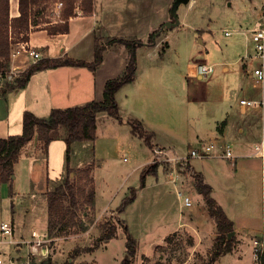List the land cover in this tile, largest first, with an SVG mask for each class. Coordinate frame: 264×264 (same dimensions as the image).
<instances>
[{
	"label": "rangeland",
	"instance_id": "1",
	"mask_svg": "<svg viewBox=\"0 0 264 264\" xmlns=\"http://www.w3.org/2000/svg\"><path fill=\"white\" fill-rule=\"evenodd\" d=\"M154 1L156 6L162 4L168 10L174 2V0H121L119 7H124L123 12H127L125 4L129 2L131 12L138 10L149 13L150 2L154 3ZM189 3L190 0L177 6L178 24H175V18L168 14L169 19L156 29L159 30L154 37V40L159 41L156 47L141 48L137 51L138 75L148 81V93L151 96L150 107L141 110L140 113L148 115L154 123H149L150 126L146 127L143 120L134 118L141 121L147 132L154 133L151 139L152 146L149 147L143 138L131 134L128 118L125 125L115 121V132H108L105 138L98 136L102 147L97 152L93 151L92 142L75 141L72 145L70 161L71 180L76 186H85L86 192L93 190V204L77 206L79 219L87 225L85 230L62 227L57 231L59 234L54 237L48 236L47 228L43 231L44 221L47 218L46 198L39 191L29 194L24 181L26 162L23 161V168L18 172L12 186V190L15 191L13 211L11 200L8 198L10 188L7 184H0V220L14 222L11 242L9 243L8 238H0V253L4 257L11 256L16 264H31L32 259L39 262L48 255L59 264L65 260L69 264H121L126 251L124 233L126 226L137 240L135 254L127 259L129 264H206L208 262L216 230L215 226L208 223V220L214 222V219L208 215L205 206L201 209L204 215L198 218V222L190 223V226L182 224L173 229L177 223L185 221L186 212L189 208H195L199 201L198 191L194 189V178L184 172L189 149L198 146L199 142L188 144L187 137L197 134L199 135L197 141L211 140L212 137L205 135V131L216 128L215 118L221 116L227 103L233 106L237 103L240 85L251 81L250 73L245 71V60L238 57L243 53L245 39L237 30L246 27V23L242 21L248 19L254 14L253 12L264 10V0H193L192 5L188 6ZM53 4L54 0H48L41 5L38 14L30 16L27 34L34 46L47 37L41 31L35 34L34 32L42 29L46 31L45 28L50 25L46 21H49L48 14ZM225 30L231 31V34L226 36ZM12 37L16 39L13 34ZM103 38L105 41L106 37ZM49 45L53 48V52H57L59 44L54 39ZM65 49L72 53H80L79 50H73L71 45L66 46ZM20 59V63L29 65V59L23 57ZM235 59L237 60L234 61ZM197 61L212 64V72L203 79L196 76L186 77L185 64ZM120 92L119 103L122 107L123 103L130 102L124 97L130 96L131 85H126ZM139 97L141 103L138 108L142 109V100L147 101L148 98L145 92L140 93ZM163 106L166 107L163 108L164 110H170L165 120L174 129L172 133L166 132L163 126L156 124L159 119L158 110ZM194 120H196L195 125L192 124ZM153 130L159 132L157 136ZM53 134L55 137L65 135L64 127L55 130ZM157 145H164L163 148L169 149L170 154L175 157L170 161L160 154L157 159L153 150ZM54 148L48 160L49 190L55 187L54 177L59 176L62 170V174L65 175L66 170L64 160L61 168L59 151ZM220 152L224 150L221 149ZM207 158L190 157L191 163L196 168L200 167L199 162ZM151 160L161 163L157 174L159 177L147 175L146 186L139 188L141 168ZM217 160L224 168L230 164L229 159L226 158H217ZM179 165L185 175L182 182L187 190L177 185L178 180L176 188L190 197L192 202L190 206H184L183 200L175 193L172 178L164 175L169 174V170L174 167L178 170ZM85 168H89L88 173H84ZM156 179L160 181L157 185L154 184ZM130 186L137 187V195L124 211L119 213L117 206L129 193ZM86 198L82 196L79 201L82 202ZM259 201L263 207L264 190L259 195ZM29 221L35 223L36 231L47 234L45 241L48 248L47 255L29 253L28 246L24 243V240L32 239ZM105 222L115 227L114 237L103 240L94 250H85L94 247ZM108 226L105 223L106 231ZM21 230L25 238L17 237L18 233L22 234ZM233 235L235 241L232 251L220 255L215 264H233V262L255 264L252 259L243 256V250L247 248V240L242 236ZM28 237L30 239H27ZM19 238L22 239L21 242L15 245V241H20Z\"/></svg>",
	"mask_w": 264,
	"mask_h": 264
},
{
	"label": "crops",
	"instance_id": "2",
	"mask_svg": "<svg viewBox=\"0 0 264 264\" xmlns=\"http://www.w3.org/2000/svg\"><path fill=\"white\" fill-rule=\"evenodd\" d=\"M120 2L121 0H93V9L90 14H84L79 7H76L74 10L76 15L68 19L67 32L50 35L44 29L37 30L34 34L41 31L47 37L36 44L35 47L39 49L43 57L67 55L73 58L91 61L93 59V45L96 36L136 38L146 42L148 35L156 30L161 23L169 19L168 14H170V9L168 10L162 4L156 6L155 1L154 3L150 2L151 9H149V13L146 11V13L143 11L138 12V10L131 12L129 2L125 4L127 12H123L124 7H119ZM192 2L193 0H190L188 6L192 5ZM8 5L9 16H17L18 0H8ZM263 12L264 10L253 12L254 14H251L248 19L242 21L246 23V27L241 29L251 30L254 26L264 23ZM243 36L245 39V46L242 54H244V52H251L252 50V45L247 39L248 34ZM52 39L59 44L57 52H53V48L49 45ZM158 42L159 41L156 39L151 44H144L137 47L136 55L139 49L154 48L158 45ZM69 45L72 46L73 50H79L80 53L67 51L65 48ZM127 59L128 52L126 48L121 44H112L105 48L102 61L95 70H90L83 66L64 65L33 72L24 87L15 88L9 90L4 95H0V137H7L11 134L20 133L22 127V113L25 110L31 111L36 116L46 117L50 110L55 107L65 108L84 104L93 99L101 100L105 81L121 73L127 64ZM236 60L237 59L234 61ZM193 65L194 63L191 62L185 64L184 74L186 77H189L187 75L192 70ZM145 67L147 68L148 66ZM128 84L131 85L132 92L129 97L125 95L124 99L127 98L130 102L123 103L121 107L119 103L121 98L120 91ZM143 92H145V96L148 100H142L143 108L141 109L138 108L141 103L139 94ZM260 93L261 90L259 87L253 86V79L251 77L249 83L244 82L240 85L238 100L240 98L258 97ZM150 98L151 96L148 93V81L143 76L138 75L137 62L135 79L120 87L115 93V99L123 119L122 122H119L120 125H125L126 118L129 117H137L143 120L146 127L150 126L149 123H154V120L150 119L148 115L146 116L140 113L141 110L150 107ZM163 108L166 109V107L163 106L158 110L159 119L156 121V124L158 126H163L166 132L169 133V131H171L170 133H172L174 129L171 128L165 120L170 110H164ZM224 109L225 110H222L220 114L221 116L218 115L215 118L214 124L216 128L214 127V129L211 128L206 130L205 135L207 134L212 137L209 141H213L217 144H228L232 151V159L224 156L223 152L221 153L219 150L214 155L206 156L208 157L207 160L199 162L198 165L200 164V167L196 168L193 163H191L192 160L190 157H188L186 161L189 162L194 170L200 172L204 181L212 187L211 194L213 198L234 223V234L242 236L243 238H245L247 234L259 235L264 232V204L262 207L261 201H259V195H261L264 190V178L262 176V170H264V147L262 154L257 155L255 154V146L260 142L264 143V114L262 115L260 110H245L238 104V101L234 106L233 104L227 103ZM114 119L115 118L106 113L97 114L96 140L92 142L93 151L97 152L98 149L102 147V143L99 141L98 136L105 138L108 132H115L116 126L114 123L117 120ZM222 121H224V124L219 125ZM195 122L196 120L192 121V124L195 125ZM110 128L113 129L111 130ZM153 131L157 136L159 132ZM197 139L199 140V135H189L187 137V142L189 144L191 142L197 143L204 141H197ZM163 147L165 146L157 145L153 148L155 151L154 156L159 159L161 154L165 159L167 157V160L169 159L171 161L172 157L175 156L170 154L171 151L169 149H164ZM53 148L59 151V163L62 168V160H64L66 164V143L64 135H59V137H55L51 140L46 151L43 150L42 144L37 139L36 134H34L32 139L24 147H22L19 158L13 166L14 176L11 178V184L0 183L3 185L7 184L9 188L11 185L8 198L11 200L12 211L15 200V191L12 190V186L18 172H21L23 168V161L26 162V177L24 181L29 194L39 191L42 196L46 198V192L49 190L48 183L50 177L48 160ZM217 158L229 159V166L224 168L222 163L218 162ZM19 164L20 166H18ZM61 168L59 169L61 170ZM60 170L58 173H60ZM62 173L63 170L59 176L54 177L56 180L54 181L55 186L61 183L64 176ZM186 173L190 174L189 172ZM164 175L169 176L170 179H177L179 182L177 185L186 189L182 182L185 175L180 170H177L176 167L170 169L169 174L165 173ZM158 177L159 176H156V178ZM41 181L43 183H41ZM159 183L160 181L157 179L154 182L156 185ZM194 189L196 190V188ZM198 194L199 201L197 206L195 208H189L186 212L185 221L177 223L173 229H176L182 224L190 226V223H195V221L198 222V218H202L204 212L201 211V209L205 206V203L202 195L199 192ZM44 222L43 231L47 228V218ZM208 223L211 226H215V222H212V220H208ZM28 224L30 227V234L32 231H36L34 222L29 221ZM20 232H22V234L18 233L17 237L22 236L25 238L23 231L21 230ZM27 239H30V237ZM19 240L22 239L19 238ZM243 254L244 257L251 260L246 249L243 250ZM233 264L238 263L233 262Z\"/></svg>",
	"mask_w": 264,
	"mask_h": 264
},
{
	"label": "trees",
	"instance_id": "3",
	"mask_svg": "<svg viewBox=\"0 0 264 264\" xmlns=\"http://www.w3.org/2000/svg\"><path fill=\"white\" fill-rule=\"evenodd\" d=\"M64 7L61 12L63 22H57L48 25L46 29L48 34L63 33L68 31V19L75 16L74 10L79 7L84 14H90L93 9V0H62ZM48 0H18V15L9 16L8 0H0V68L9 65L10 45L13 41L27 40L29 36L27 31L30 25V16L39 13L41 5ZM55 2V0H54ZM45 8V6H44ZM43 8V9H44ZM159 30H154L148 35L146 42L140 39H131L123 37H95L93 45V59L85 61L79 58H73L67 55L57 57H42L35 63L30 64L20 77L13 82L6 83L0 87V95H4L9 90L22 88L26 85L30 75L38 70L56 68L59 66H83L90 70H95L101 63L105 48L112 44L123 45L128 52L127 64L123 71L116 77L108 78L104 83L103 97L101 100H90L84 104L69 106L65 108H52L46 117L36 116L31 111L25 110L22 113V127L20 133L11 134L7 137H0V183L11 184V174H13L14 163L18 160L22 147H24L36 134L37 139L41 142L42 148L46 151L48 144L55 138L53 132L61 127L65 129L64 140L66 143L65 175L60 184L46 192L47 208V234L54 237L62 227L78 228L85 230L87 225L78 217L77 206L93 204V190L86 192L85 186H76L71 180L72 169L70 166L72 156V145L75 141L93 142L96 139L97 114L106 113L115 118L118 122L123 119L119 112V107L115 99V93L123 85L132 82L135 79L137 58V47L144 44H151ZM12 34L16 39L12 37ZM4 59V60H1ZM127 123L130 125V132L133 136L143 138L144 142L151 147V139L154 137L153 132H147L140 120L129 117ZM224 121L220 123L223 125ZM161 163L153 160L141 168L139 176V188L145 186V178L151 174L157 176ZM178 170L182 171L180 165ZM89 168L84 169L88 173ZM184 172H189L194 178L196 190L202 195L208 215L214 219L216 234L213 242L211 256L206 264H215L217 258L233 249L234 235H229L234 230L233 221L226 215L223 208L216 202L212 196V187L206 183L200 172L192 168L189 162H185ZM11 188V185H10ZM137 195V187L130 186L129 193L125 195L119 203L118 212L124 211L125 207L130 204ZM87 198L80 202V198ZM105 223L109 226L105 230ZM102 225L101 235L93 248L85 250H94L103 240H110L115 235V227L109 222ZM125 246L127 258L122 259L121 264H129L127 260L136 252V238L124 227ZM169 239V237L167 238ZM78 249V248H77ZM76 249V252H77ZM84 249V248H83ZM31 264H59L53 260L50 255L36 262L31 260ZM61 264H69L65 260ZM264 264V256L262 257Z\"/></svg>",
	"mask_w": 264,
	"mask_h": 264
},
{
	"label": "built area",
	"instance_id": "4",
	"mask_svg": "<svg viewBox=\"0 0 264 264\" xmlns=\"http://www.w3.org/2000/svg\"><path fill=\"white\" fill-rule=\"evenodd\" d=\"M64 3L62 0H56L53 7L49 11L47 24H54L57 22H63L61 12L63 10ZM264 14V12H263ZM238 33L243 35L248 34V41L252 45L251 52H244L239 58L244 59L245 68L247 73L251 75L253 79V86L259 87L261 93L258 97L254 98H240L238 104L245 110L255 109L260 110V113L264 114V23H260L254 26L251 30L239 29ZM226 36L231 34V31L225 30ZM21 57L29 59L30 64L35 63L42 54L37 48L30 43V38L27 40H18L11 42L9 51V65L7 67L0 68V87L6 83L13 82L17 77H20L26 68L21 62ZM213 70V65L204 61H197L192 67V72L188 73L187 76H196L199 79L206 78ZM264 143L260 142L255 146V154H262ZM223 149L224 156L231 158L233 157L231 148L228 144H217L213 141H201L196 147H191L188 152V157H206L216 154L219 150ZM262 176L264 178V170H262ZM171 182L174 184L176 189V195L179 199L183 200L184 206H190L192 204L191 199L188 195H185L183 191L177 190L176 183L177 179H172ZM14 234V224L10 220H0V238H8L9 243ZM31 240H24V243L28 246L29 253L33 255H47L48 248L45 244L47 234L39 233L37 231L31 232ZM247 240L246 251L254 261L255 264H262V257L264 256V232L259 235L245 236ZM20 241H15V245L19 244ZM20 249V248H18ZM0 264H16L15 259L10 257H4L0 253Z\"/></svg>",
	"mask_w": 264,
	"mask_h": 264
},
{
	"label": "water",
	"instance_id": "5",
	"mask_svg": "<svg viewBox=\"0 0 264 264\" xmlns=\"http://www.w3.org/2000/svg\"><path fill=\"white\" fill-rule=\"evenodd\" d=\"M188 2V0H174L173 4L171 5V8H170V14L175 18V24H178L179 23V20L176 18V9H177V6L180 4V3H186ZM167 25H169V22H167ZM14 176V174H11V178ZM234 234V231L233 232H230L229 235H233ZM124 258H127V254H125Z\"/></svg>",
	"mask_w": 264,
	"mask_h": 264
}]
</instances>
